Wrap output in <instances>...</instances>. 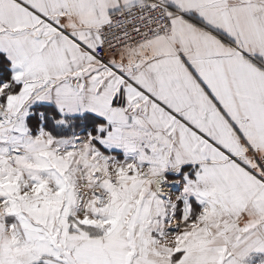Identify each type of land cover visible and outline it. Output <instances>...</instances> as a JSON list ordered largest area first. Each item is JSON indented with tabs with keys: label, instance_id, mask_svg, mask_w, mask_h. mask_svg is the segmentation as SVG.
<instances>
[{
	"label": "snow or ice",
	"instance_id": "6c2138e0",
	"mask_svg": "<svg viewBox=\"0 0 264 264\" xmlns=\"http://www.w3.org/2000/svg\"><path fill=\"white\" fill-rule=\"evenodd\" d=\"M0 264H264V0H0Z\"/></svg>",
	"mask_w": 264,
	"mask_h": 264
}]
</instances>
